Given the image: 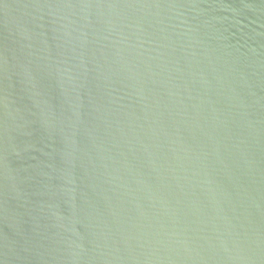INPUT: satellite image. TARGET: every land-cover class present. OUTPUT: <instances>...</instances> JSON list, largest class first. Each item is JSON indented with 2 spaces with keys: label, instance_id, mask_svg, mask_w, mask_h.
<instances>
[{
  "label": "water",
  "instance_id": "obj_1",
  "mask_svg": "<svg viewBox=\"0 0 264 264\" xmlns=\"http://www.w3.org/2000/svg\"><path fill=\"white\" fill-rule=\"evenodd\" d=\"M0 264H264V0H0Z\"/></svg>",
  "mask_w": 264,
  "mask_h": 264
}]
</instances>
